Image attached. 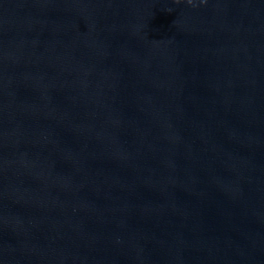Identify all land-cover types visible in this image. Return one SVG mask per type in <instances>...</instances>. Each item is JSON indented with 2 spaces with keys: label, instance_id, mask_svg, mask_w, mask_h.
Masks as SVG:
<instances>
[{
  "label": "water",
  "instance_id": "water-1",
  "mask_svg": "<svg viewBox=\"0 0 264 264\" xmlns=\"http://www.w3.org/2000/svg\"><path fill=\"white\" fill-rule=\"evenodd\" d=\"M0 264H264V0H0Z\"/></svg>",
  "mask_w": 264,
  "mask_h": 264
}]
</instances>
